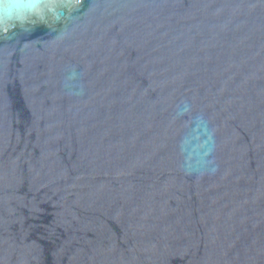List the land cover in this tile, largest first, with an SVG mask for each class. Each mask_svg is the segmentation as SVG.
<instances>
[{"label":"water","instance_id":"95a60500","mask_svg":"<svg viewBox=\"0 0 264 264\" xmlns=\"http://www.w3.org/2000/svg\"><path fill=\"white\" fill-rule=\"evenodd\" d=\"M0 264H264V0H0Z\"/></svg>","mask_w":264,"mask_h":264},{"label":"clouds","instance_id":"9594fccd","mask_svg":"<svg viewBox=\"0 0 264 264\" xmlns=\"http://www.w3.org/2000/svg\"><path fill=\"white\" fill-rule=\"evenodd\" d=\"M19 6H20V5L17 4V3H15V2L10 3V4H7V5H5V13L7 14L8 12L11 11V9H14V8H16V7H19Z\"/></svg>","mask_w":264,"mask_h":264}]
</instances>
